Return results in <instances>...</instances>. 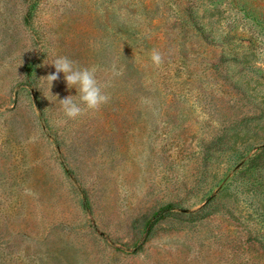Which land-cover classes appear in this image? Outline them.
Here are the masks:
<instances>
[{"label":"rangeland","instance_id":"374dc122","mask_svg":"<svg viewBox=\"0 0 264 264\" xmlns=\"http://www.w3.org/2000/svg\"><path fill=\"white\" fill-rule=\"evenodd\" d=\"M0 264H264V0H0Z\"/></svg>","mask_w":264,"mask_h":264},{"label":"clouds","instance_id":"9594fccd","mask_svg":"<svg viewBox=\"0 0 264 264\" xmlns=\"http://www.w3.org/2000/svg\"><path fill=\"white\" fill-rule=\"evenodd\" d=\"M150 59L156 67L163 63L162 54L156 49L151 51ZM50 64L55 68V72L41 79L52 88L53 82L57 81L60 74L63 73L68 89L75 88L77 93L59 99L61 111L67 119H76L89 111L99 110L110 100V95L105 91L108 85L98 80L96 66L78 67L66 56H57ZM112 71L115 76L123 74L122 70H116L115 65H113ZM58 123H66V120Z\"/></svg>","mask_w":264,"mask_h":264},{"label":"trees","instance_id":"16d2710c","mask_svg":"<svg viewBox=\"0 0 264 264\" xmlns=\"http://www.w3.org/2000/svg\"><path fill=\"white\" fill-rule=\"evenodd\" d=\"M172 205H167L165 207H162L159 211L156 212L155 216H160L161 214H164L168 209L171 208Z\"/></svg>","mask_w":264,"mask_h":264}]
</instances>
